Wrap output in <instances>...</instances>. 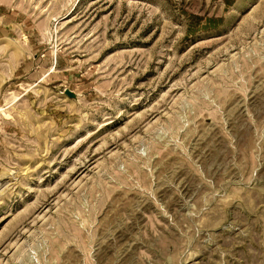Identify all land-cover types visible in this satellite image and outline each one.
Segmentation results:
<instances>
[{
    "label": "rangeland",
    "instance_id": "1",
    "mask_svg": "<svg viewBox=\"0 0 264 264\" xmlns=\"http://www.w3.org/2000/svg\"><path fill=\"white\" fill-rule=\"evenodd\" d=\"M0 264H264V0H0Z\"/></svg>",
    "mask_w": 264,
    "mask_h": 264
}]
</instances>
